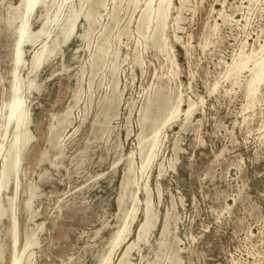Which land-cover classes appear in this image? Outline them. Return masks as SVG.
<instances>
[{"label":"rangeland","instance_id":"rangeland-1","mask_svg":"<svg viewBox=\"0 0 264 264\" xmlns=\"http://www.w3.org/2000/svg\"><path fill=\"white\" fill-rule=\"evenodd\" d=\"M52 1L46 0V4ZM103 1L107 9L95 6L96 21L88 26L82 14L71 38L48 44L50 57L39 68L35 87L27 94L30 130L35 138L18 171L14 217L18 250L27 232L33 234L30 239L36 244L29 246L21 263L30 254L31 264H97L135 195L140 203L132 230L106 263L117 264L144 221L142 185L146 181L157 222L131 250L128 258L132 263L147 264L155 259L156 264H166L165 256L172 254L178 264H264V80L252 104L245 97L244 84L251 75L248 69L239 73L236 82L224 80L233 59L263 43L264 0H185L177 24L172 19L179 0H171L164 34L166 52L175 56L177 67L137 32L145 0H139L138 10L132 9L130 0ZM79 2L72 0L74 10L79 9ZM19 5L20 0H0V105L8 98L13 29L19 26L18 21L7 25V18ZM114 6L119 10L116 20L111 18ZM67 11L65 7L59 23ZM35 14L30 20L31 31L41 24V10ZM53 14L52 10L49 16ZM49 28L51 35L57 32L61 38L56 25ZM101 43L108 54L92 66L91 59ZM41 44L39 38L23 47L25 67L19 74L24 83L29 62ZM114 52L117 58L112 56ZM114 81L120 95L104 120L101 104ZM157 94L170 99L159 112L165 115L144 124L140 112L149 97L153 100ZM180 94L182 109L193 101L197 108L188 120L184 117L186 125L180 115L160 129L155 157L141 179L140 162L150 139ZM151 110L154 113L156 107ZM50 132L57 150L46 143ZM41 152L45 156L39 161ZM131 153L133 172L123 192ZM30 187L35 188V195L27 212L24 201ZM13 188L10 184L0 193L5 208ZM1 222L0 264H9L11 215L6 213ZM164 240L169 245L161 249Z\"/></svg>","mask_w":264,"mask_h":264},{"label":"bare ground","instance_id":"bare-ground-1","mask_svg":"<svg viewBox=\"0 0 264 264\" xmlns=\"http://www.w3.org/2000/svg\"><path fill=\"white\" fill-rule=\"evenodd\" d=\"M253 1L257 2V0H253ZM139 2H141V1H139V0H130L129 3H131V5L133 7L132 8L133 10H135V9L138 10ZM143 2L144 1H142V3ZM184 2H185V0H179V8H178V11L176 13L177 15L174 16L173 19H172V22L174 24H177V21L179 19V12L182 9L183 5L185 4ZM79 3H80V4H78L79 5V9L78 10H74V7L72 5V0H53L52 3H49V4H46V0H20V5H19L18 9L16 10V12H14L11 15L10 19L7 18L8 19L7 25H9V26L16 25V24H13V22L15 23L16 21H18V23H19V26L17 28L13 29L14 30L13 34L15 35V38H13L14 39V43L12 42L13 43V51L11 50V52H12V55H11L12 57H11V60H10L11 61L10 62L11 63V70H10L11 83H10V87L8 88V98L5 101H2V103L0 105V120H1V125H0L1 126V132H0V158H1V161H2V165L0 166V193L2 191H4V190L7 191L9 189V187H10V184L14 185V188H13V191H12L13 192L12 195L7 198L8 199V204L7 205L8 206L5 208L4 206H2V204H0V222H1L2 218H4V216H6V213H9L11 215V220H12V227H11V230H10L11 250L12 251H11V257H10L9 264H22L23 263L22 262V258H24V254L27 252V249L29 248V246L33 245V244H36L35 240H31L30 239V235H31L30 233L31 232H27L25 234V239H23L24 242H23L21 248L18 250V248H17L18 238H17V235H16L17 223H16L15 217H14V215H15L14 214V211H15V199H16V196H17L16 192H17L18 171H19V168L21 167L22 161L24 159V156H25V153L27 151V148H28L29 144H31V142L35 138L34 134L30 130L31 117H30V111L28 110V104L26 102L27 94L35 87L34 78H35L37 72L39 71V68L50 57V55L46 51V48H47L48 44L52 43V42H57L58 44L59 43H64L69 38H71L75 34L77 20L82 14H83V16L85 18V23H87L88 26L90 24H92L94 21H96V11H95V6L96 5H101V6H103V8H106L105 5H104L105 3H104L103 0H80ZM249 4H252V3H249ZM171 5H172L171 0H145L144 7L141 10L140 20H139V22L137 24V32L139 33V35H141L146 40V42H148V45L150 44L151 46L157 47L161 51L165 52L166 55L168 57H170V61L169 62H171L172 65L177 67V62H176L175 56L174 55L169 56L167 54V52H166L168 44H167V38H166V36L164 34V30H165V28L168 25V18L170 17V13H171ZM65 7L68 9L66 17H65L63 22L59 23L60 15L63 12V9H65ZM84 7L86 8V11L83 12ZM221 7H222V5H221ZM127 8H129V7H127ZM37 9L41 10V14H40L41 24H40V27L36 31H31V29H30V20H31L32 17L33 18L35 17L33 15L37 11ZM118 9H119V7H118ZM52 10L54 11V14H53L52 17H50L49 13H51ZM240 10H242V9H240ZM118 11H117V7L114 6L113 11L111 12L112 13L111 14V18L113 20H116V16H117V12ZM105 13H106V11H105ZM223 13H224V11H223ZM37 16H38V14H37ZM39 20L38 21L36 20V21L39 22ZM35 25H37V24H35ZM52 25H56L57 31L61 32V38L58 37V34H60V33H57V32L54 35L53 34L51 35V31H50L49 27L52 26ZM64 26H66L65 30H63ZM128 32H129V30H128ZM212 35H214V34H212ZM39 38L42 39V44H41V47L39 48V50L37 52H35V54L33 55V57L31 58V60L29 62L27 78L25 79L26 81L24 83V82H22L23 80L20 78V74H19L20 71L25 67V60H24V57H23V53H24L23 52V47H24L25 44H28V46H31ZM214 41H215V39H214ZM139 42H140V40H139ZM143 44H144V41H143ZM104 45H102V43H101L100 46L98 47L97 51L95 52L94 56L92 57V59H91L92 66L97 65L101 60L104 61V59H106L105 56H107L108 53H107V48ZM135 47H137V46H135ZM11 48H12V46H11ZM245 48H244V50H246ZM256 48H257V46H256ZM136 50H137V48H136ZM203 50H204V48H203ZM112 56L114 58H117V52H114L112 54ZM231 57H233V56H231ZM115 61H117V60H115ZM136 61H138V57H136ZM220 64H222V63H220ZM223 64H224V62H223ZM112 68L115 71V69L117 67H116L115 64H112ZM132 69H134V68H132ZM226 69L227 70L225 72L226 75H225L224 80L232 78L233 82H236L239 73H241L245 69L249 70V72L251 74L250 78L249 79L246 78L248 80L246 81V84H244L245 85V93H246L245 97H247L248 103L252 104L255 101V99H256L257 92H258V87H259L260 83L264 80L263 79L264 78V41H263V43H260L258 45L257 49H253L250 53L241 52L240 55L237 58L233 59L232 63L227 65ZM116 71H117V69H116ZM130 71H132V70L130 69ZM172 71H173V69H172ZM176 72L173 73V74L176 75ZM171 76L172 75H170V77ZM244 76H246V75H244ZM116 81H117V79H116ZM230 81H228V82H230ZM113 84L114 85L110 89L111 92L106 94L105 102L101 104L102 105L101 110L99 109L100 110V115H102L104 120L108 117L114 102L117 101V99L119 98V95H120V93L117 92V85H118L117 82L114 81ZM215 85L217 86V82L215 83ZM219 85H221V82H220ZM223 86H225V85H223ZM236 86H237V84L234 85V87H236ZM157 87H158V85H157ZM214 89H216V88H214ZM211 93H212V90H211ZM213 93H212V95H213ZM224 94H226V93H224ZM154 95H155V93H154ZM209 95H211V94H209ZM258 96H259V94H258ZM168 98L166 96H164V95H161V94H157L153 100H151L150 97H149V99L145 103V106L143 107V109L140 112V116L139 117H141L142 122L144 124H147V123L152 124V123H154V121L156 122V119H157L158 115L160 114L159 113L160 110L166 104L169 103L170 99H168ZM181 100L182 99H181V94H180V95H178L177 100L174 102V105L171 108L170 112L160 122L161 127L157 128L158 130L156 132L153 131L154 133H153V135H152V137L150 139V144H149V147H148V151H147L146 154L144 153L145 157L143 156V159L140 162L141 164H140V167H139V174H140L139 176L141 177V179L143 178V175L146 173L148 166L151 164L152 160L155 157L156 149L158 147L157 146L158 145V140L160 138V136H159L160 129L164 128L168 124H172L173 122H175V120L178 119L180 115H183V123L182 124H185L184 123V117H185V120H188L190 118V116L192 115V112L194 111V107L197 105L196 102H194V101L193 102H189V103H187V108L186 109H182V107L180 106ZM256 102H257V100H256ZM153 106L156 107V111L154 113L151 112L153 110V109L151 110V108ZM168 106H166V108ZM196 108H197V106H196ZM168 109L169 108H167V110ZM164 110H165V108H164ZM195 111H196V109H195ZM163 114L161 113L160 115L163 116ZM245 124H247V122ZM153 127H154V125H153ZM263 128H264V125H263ZM143 129H144V126L142 128V131H143ZM152 130H153V128H152ZM9 132H11V139L10 140L7 139V136H8ZM258 133H259V131H258ZM262 136H263V134H262ZM20 137L24 138L23 142H21V143L19 142ZM259 137H261V136H259ZM46 141H47L46 143L49 144V146H50V148L52 150H57L58 149L57 146L55 145V143L53 142L51 132L49 133ZM47 149H49V147ZM131 155H132V153L130 154L129 161H128L129 162V166L127 168L128 169V173L126 175V179L124 181V185H123V188H122L123 192H125V190H127L126 188L130 184V179H131L130 175L133 172L132 171L133 167H131V162H132ZM44 156H45V152H41V156L39 158V161H42L44 159ZM134 179H133V181H134ZM106 181H107V179H106ZM142 187H143V190L145 192L144 194L146 195L144 200H143L144 221H143L142 225L140 226V229H139V232L137 234L136 240L133 243L128 244L125 247V249L122 252V255L120 256L119 262L117 264H134L128 258L131 250L133 248L138 247L139 243L144 241V235H145L146 231H148L150 228H152L154 226V223L157 222V221H155L156 217H157V213L153 209V206H152V203H151V200H150V195L148 194V190H147V186H146V181L142 185ZM18 189H19V187H18ZM132 189H131V191H132ZM34 190H35L34 187H30L29 188L28 196H27L26 200L24 201V206H25L24 208L27 209V212H28V209H29L30 204L32 202V199H33V197L35 195ZM41 190H42V188H41ZM137 190H140L139 186H137ZM36 195H37V193H36ZM124 201H126V200H124ZM139 203H140L139 199L135 195H133L132 198H131L130 208L128 209V211L125 212L124 215H122L121 218H119L118 228H117L115 234L112 236L111 240L108 242V245L106 244L107 247H106V245L104 246V247H106V249H105L104 253L102 255H100V257L98 258L97 264H106L107 262H109L111 260V256L113 257L112 254L115 251V249L117 248V246L120 245L126 239L128 234L130 233V230H132L131 229V225H133L132 223L134 222V220H135V218L137 216V212L139 210ZM36 204H37V202H36ZM122 208L123 207L121 206V204H119V210H120L121 213H123L122 212L123 211ZM24 212H26V210ZM167 216H169V215H167ZM24 218H26V217H24ZM24 221H26V220H24ZM28 226H30V225H28ZM1 228H3V227H1ZM168 245H169L168 242H166L164 240V241H162L160 243L159 247L161 249H165L166 247L168 248ZM177 246H178V244H177ZM171 255L170 256H165V258L163 257L164 258L163 261L164 262L166 261V264H169L171 262H174V263L178 264V258L175 255H172V256ZM2 256H3V252H2V245H1V242H0V260L2 259ZM30 257H31V255L29 254L27 256L24 264H31L30 263ZM149 257H151V256H149ZM31 259H32V257H31ZM67 261L69 262V260H67ZM154 261H155V259L153 261L147 262V264H156ZM156 261H157V258H156ZM1 262H3V261L1 260Z\"/></svg>","mask_w":264,"mask_h":264}]
</instances>
